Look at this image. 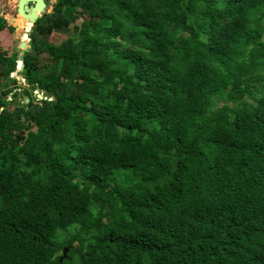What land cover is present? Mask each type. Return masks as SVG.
<instances>
[{"label": "trees", "instance_id": "16d2710c", "mask_svg": "<svg viewBox=\"0 0 264 264\" xmlns=\"http://www.w3.org/2000/svg\"><path fill=\"white\" fill-rule=\"evenodd\" d=\"M30 38L0 264H264V0H58Z\"/></svg>", "mask_w": 264, "mask_h": 264}, {"label": "rangeland", "instance_id": "374dc122", "mask_svg": "<svg viewBox=\"0 0 264 264\" xmlns=\"http://www.w3.org/2000/svg\"><path fill=\"white\" fill-rule=\"evenodd\" d=\"M16 1L17 0H1L0 4L1 6L4 8L5 12H6V18H8L9 16L11 17H20V16H17L15 15V9H16ZM58 0H51L50 2V5H49V8L47 10V13H50L52 12V9L54 8L53 6L56 5ZM13 22L11 21H6V26L4 27V29H2L0 31V47L2 48V50L7 54V55H12L14 54L15 52H18V54L20 55L21 54V48H20V43H21V39L18 38L17 36V33H18V30L16 27H14V23L11 25L14 27V29L11 28V26L9 24H11ZM17 25L18 26H22L21 24V21L18 19L17 20ZM25 30L27 31V29L25 28ZM24 29H22V32H21V37H23V34H25L24 32ZM32 31V29L29 31V38H27V42L30 43V32ZM72 31V29H71ZM3 34V35H2ZM70 34V33H68ZM67 33H56L54 32L52 34V36L50 37V39L54 42H61V40L63 39H66L67 36H68ZM26 41V37H24V39ZM19 61L18 60V63H17V68L20 66L19 64ZM20 70H15L13 72H11L10 74V77H15L17 79V84L18 85H14V82L12 81L13 78H10L9 81H8V84H10V86H19L20 82L24 83L25 84V79L23 78V76L20 74ZM5 81V80H3ZM16 84V83H15ZM17 89L15 88L14 91H16ZM23 90V89H22ZM21 91V90H20ZM14 93V95H10L8 98L9 99H13L15 98V102H13V105L12 106H15L17 104H24V103H28L26 102V96H23L22 94H20V97H19V93ZM22 93V91H21ZM35 93L38 95L39 93L40 94H43L42 92H38V90H35ZM45 98V96H44ZM37 127L35 126L34 127V130H36Z\"/></svg>", "mask_w": 264, "mask_h": 264}, {"label": "water", "instance_id": "95a60500", "mask_svg": "<svg viewBox=\"0 0 264 264\" xmlns=\"http://www.w3.org/2000/svg\"><path fill=\"white\" fill-rule=\"evenodd\" d=\"M47 10H48L47 9V3L45 0H17L16 1L15 14L17 16H22L24 19H26L27 21L32 23L31 28L27 31L28 34H29V31L36 24V22L43 15L47 14ZM14 26L17 27L16 25H14ZM20 48H21V54L19 55V60H20L19 65L20 66L17 68V70L23 69V67H24V60H23L24 55H25L26 51H30L31 44L26 42L25 40H21ZM48 93L51 95L57 96L56 93L54 92V90H50V91H48ZM38 98L43 99L44 95L39 93ZM29 101H30V98L26 97V102H29ZM69 249H70V246H66L64 248V254L62 256L61 262L67 256Z\"/></svg>", "mask_w": 264, "mask_h": 264}, {"label": "bare ground", "instance_id": "6f19581e", "mask_svg": "<svg viewBox=\"0 0 264 264\" xmlns=\"http://www.w3.org/2000/svg\"><path fill=\"white\" fill-rule=\"evenodd\" d=\"M12 18L15 19V18H17V17H11V16L8 17V19H9L11 22L14 21V20H12ZM18 19L21 21L22 26L25 25V27H23V28H26L27 31L31 28V26H32V23H31V22L27 21V20L24 19L22 16L18 17ZM16 26H17V25H16ZM22 26H20V27L17 26V27H16L19 33L22 32ZM27 31L24 30L23 32L25 33V35L27 36V38H29V36L27 35V34H28ZM20 39L22 40L23 38L20 37Z\"/></svg>", "mask_w": 264, "mask_h": 264}, {"label": "built area", "instance_id": "2783aa9c", "mask_svg": "<svg viewBox=\"0 0 264 264\" xmlns=\"http://www.w3.org/2000/svg\"><path fill=\"white\" fill-rule=\"evenodd\" d=\"M0 2H1V0H0ZM0 18H2L3 19V21L5 20V21H10L8 18H6V12H5V10H4V8L1 6V4H0ZM13 23H11V24H9V25H12ZM14 25V24H13ZM31 41V40H30ZM20 62V61H19Z\"/></svg>", "mask_w": 264, "mask_h": 264}, {"label": "flooded vegetation", "instance_id": "af4514ba", "mask_svg": "<svg viewBox=\"0 0 264 264\" xmlns=\"http://www.w3.org/2000/svg\"><path fill=\"white\" fill-rule=\"evenodd\" d=\"M46 1V3H47V9L49 8V5H50V2H51V0H45ZM54 7V6H53ZM53 10V9H52Z\"/></svg>", "mask_w": 264, "mask_h": 264}, {"label": "clouds", "instance_id": "9594fccd", "mask_svg": "<svg viewBox=\"0 0 264 264\" xmlns=\"http://www.w3.org/2000/svg\"><path fill=\"white\" fill-rule=\"evenodd\" d=\"M53 11V10H52ZM16 15V14H15ZM3 22H6V21H3ZM11 26V25H10ZM15 27V26H14Z\"/></svg>", "mask_w": 264, "mask_h": 264}, {"label": "crops", "instance_id": "0c3cea01", "mask_svg": "<svg viewBox=\"0 0 264 264\" xmlns=\"http://www.w3.org/2000/svg\"><path fill=\"white\" fill-rule=\"evenodd\" d=\"M3 35V34H2Z\"/></svg>", "mask_w": 264, "mask_h": 264}]
</instances>
